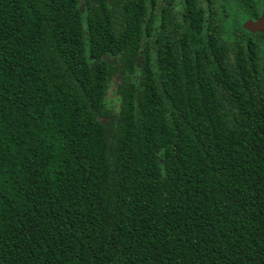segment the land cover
<instances>
[{
	"label": "trees",
	"instance_id": "1",
	"mask_svg": "<svg viewBox=\"0 0 264 264\" xmlns=\"http://www.w3.org/2000/svg\"><path fill=\"white\" fill-rule=\"evenodd\" d=\"M264 0H0V264H264Z\"/></svg>",
	"mask_w": 264,
	"mask_h": 264
},
{
	"label": "water",
	"instance_id": "2",
	"mask_svg": "<svg viewBox=\"0 0 264 264\" xmlns=\"http://www.w3.org/2000/svg\"><path fill=\"white\" fill-rule=\"evenodd\" d=\"M243 26L251 32L260 31L264 34V13L255 21H246Z\"/></svg>",
	"mask_w": 264,
	"mask_h": 264
}]
</instances>
